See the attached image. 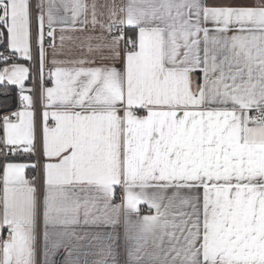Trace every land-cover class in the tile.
<instances>
[{
    "label": "snow or ice",
    "instance_id": "6c2138e0",
    "mask_svg": "<svg viewBox=\"0 0 264 264\" xmlns=\"http://www.w3.org/2000/svg\"><path fill=\"white\" fill-rule=\"evenodd\" d=\"M89 26L45 87L46 36ZM0 42V264H38L41 222L43 264H121V225L123 264H264V0H0Z\"/></svg>",
    "mask_w": 264,
    "mask_h": 264
},
{
    "label": "crops",
    "instance_id": "0c3cea01",
    "mask_svg": "<svg viewBox=\"0 0 264 264\" xmlns=\"http://www.w3.org/2000/svg\"><path fill=\"white\" fill-rule=\"evenodd\" d=\"M46 2V0H45ZM87 2L89 4H91L93 2V0H87ZM96 3L98 5H111L113 3V0H96ZM115 3L117 5H124L127 3V0H115ZM99 11H103L105 13V16L103 17V19H107V11L108 9L105 7H101L98 9ZM63 14V13H61ZM35 19H33V24H34ZM37 27V24H36ZM33 29V26H32ZM47 31V28H46ZM130 34V33H129ZM61 35H63L65 37L64 41H63V46L61 47V40L60 37ZM89 35H93L96 37H99L101 35V32L99 29H97L95 32H93L91 30V26H89L88 30L84 31V32H80V31H65V32H60L59 28H57V31L55 33L56 39H55V44H56V49H55V56H53V49L46 46L45 45V50H46V59H45V68H44V72H45V79H44V86L45 87H51L52 82L47 78V72L52 69L53 65H52V60L53 58H55L57 61L62 62L63 67H68V68H72V67H79L81 65L76 64V61H79L81 59L84 60H91L93 58L92 54H90L88 52V44H89V40L87 39V37ZM105 36H107V33H104ZM91 43L93 45L98 44V43H103V41L101 40H92ZM6 47V46H4ZM123 47V46H122ZM21 63H25V66H28L30 68V78L29 80L25 81V86L26 88L32 89V93L34 95V99H35V110H36V114H37V124H38V128L40 125V115H41V111H42V104L41 102L37 103L36 101V96H35V92H34V83H33V67H32V63L33 60L31 62H25V61H19ZM101 63V61L97 58L96 60V64H85L83 65V67H94V66H99ZM40 65V63H39ZM3 65H1L0 67H2ZM120 64L117 63V67H119ZM18 91V89H17ZM41 91L42 89L40 88V97H41ZM19 102V100H18ZM3 135V133H2ZM35 159L34 161L39 160L40 156L39 154L37 156H34ZM42 159V157H41ZM26 178L33 182L38 189L41 191V193L43 192L44 189V175H43V170H42V176H39V165H38V170H33L31 168L26 170ZM142 207V214H147L146 211V206H141ZM0 211H2V209H0ZM133 219H135V216H133ZM42 233H43V224L41 222V247H40V252L37 256V261L38 264H43V240H42ZM7 235V230L4 229L2 233H0V239H3V235ZM119 236H120V256L119 259L121 261V264H123V261L125 259V254H124V248H123V244H124V228L123 225H121L120 229H119ZM83 244H87V241H83L81 242ZM83 252H94L96 251V249L92 248L89 249L87 247H84L82 249ZM62 253L61 255H58L56 257L57 260H60L62 258ZM97 257L93 256V255H88L87 257H81V260L87 259V261L89 262V264H92V261L94 259H96Z\"/></svg>",
    "mask_w": 264,
    "mask_h": 264
},
{
    "label": "built area",
    "instance_id": "2783aa9c",
    "mask_svg": "<svg viewBox=\"0 0 264 264\" xmlns=\"http://www.w3.org/2000/svg\"><path fill=\"white\" fill-rule=\"evenodd\" d=\"M36 0H33V3H35ZM35 19V17H34ZM33 63H32V67H33V83H34V92H35V96H36V101L39 105L40 103V88H41V83H40V79H39V73H40V65H39V50H38V45L36 43V36H37V27H36V20L34 21V24H33ZM52 41L50 40V38H48L46 36L45 38V45L48 46ZM0 51H3L7 54V49L6 47H4L2 50ZM1 66V65H0ZM19 108V102L16 106V108H14L13 110L15 109H18ZM2 129H0V135H2ZM39 160L42 161L41 159V156L39 158ZM0 175H2V172L0 173ZM39 176L41 177L42 176V168L39 167ZM0 189H2V184H0ZM2 191H0V196H2ZM6 238V234L3 235V239Z\"/></svg>",
    "mask_w": 264,
    "mask_h": 264
},
{
    "label": "trees",
    "instance_id": "16d2710c",
    "mask_svg": "<svg viewBox=\"0 0 264 264\" xmlns=\"http://www.w3.org/2000/svg\"><path fill=\"white\" fill-rule=\"evenodd\" d=\"M5 44L0 42V50L4 48ZM5 98L9 100V107L11 110L16 108L18 104V91L15 87L9 86V91L5 93V90L3 86H0V101H3ZM3 157H0V160H2ZM35 157H32V160L34 161ZM13 160L15 161H24V162H29L27 157L24 156H16L13 157ZM2 171H0L1 173Z\"/></svg>",
    "mask_w": 264,
    "mask_h": 264
}]
</instances>
